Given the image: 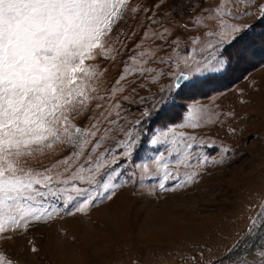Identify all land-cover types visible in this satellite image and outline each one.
<instances>
[{
    "label": "snow or ice",
    "instance_id": "obj_1",
    "mask_svg": "<svg viewBox=\"0 0 264 264\" xmlns=\"http://www.w3.org/2000/svg\"><path fill=\"white\" fill-rule=\"evenodd\" d=\"M165 2L133 7L129 0H0V239L57 215H86L129 182L151 179L153 193L178 191L195 184L209 165L230 158L234 150L229 145L197 131L205 125L222 126L223 121L219 115L209 116L208 106L192 93L258 56L264 58V0H221L215 15L195 17V28L205 19L216 21L206 40L176 36L177 27L192 30L187 23L164 26L167 16L160 10ZM205 3H191L188 14ZM140 12L147 21L140 25L144 37L162 42L154 51L185 40L189 50L177 51L175 57L148 54L137 51L142 38L108 94L97 97L93 88L90 96L86 89L95 68L85 60L95 54L112 60L121 55L126 45L119 39V26ZM117 43L121 47L111 46ZM176 57L189 70L167 73L171 82L158 93L140 96L133 88L131 95H119L128 76L137 73L145 80L140 87H146L165 75L147 65L175 64ZM96 98L101 102L91 109L89 101ZM134 112L138 117L130 119ZM78 116L85 117L84 126L75 123ZM109 139L114 144L106 147ZM58 145L71 151L48 167L29 166V158L45 150L55 153ZM141 151L153 154L138 163ZM224 259L264 264V206ZM0 264L14 262L0 253Z\"/></svg>",
    "mask_w": 264,
    "mask_h": 264
},
{
    "label": "rangeland",
    "instance_id": "obj_2",
    "mask_svg": "<svg viewBox=\"0 0 264 264\" xmlns=\"http://www.w3.org/2000/svg\"><path fill=\"white\" fill-rule=\"evenodd\" d=\"M129 2L133 7L138 4L150 7L159 0ZM195 2L166 0L160 10L167 16L163 23L164 26L187 23L192 30L185 32L177 27L174 30L176 36H201L206 40L207 30L216 27V21L205 19L203 25L207 27L195 28V17H206L209 13L215 15L213 9L221 0H206L189 15L190 4ZM202 8H207L208 13H202ZM143 17L144 13L140 12L134 19L129 16L126 23L120 24L123 34L119 39L126 47L116 59L95 54L94 59L85 60L86 65L95 68V75L90 78L86 89L90 96L93 88L97 90V97L108 94L119 79L124 62L132 54L130 50L142 38L143 43L137 51L148 54L162 43L144 37L145 29L140 25L147 21ZM188 44L189 41H181L179 45L155 50L154 54L175 57L177 51L187 52ZM111 46L121 47L119 43ZM196 55L199 59V54ZM147 66L158 71L162 69L165 75L142 88L140 85L145 80L133 73L122 82L125 92L120 96L131 95L133 88L140 96L158 93L171 82L167 73L189 70L179 57H176L175 64ZM189 66L195 67L191 60ZM192 98L207 105L208 115L213 119L219 115L223 121L222 126L219 123L205 125L197 131L223 141L234 150L226 163L209 165L195 184L175 192L153 193L154 180L151 179L143 183L129 182L111 201H105L86 215H57L48 222L32 223L27 231L5 233L11 238L0 239V253L14 264H193L192 257L196 258V264H217L218 261L230 264L219 257L227 254L228 248L244 235L250 219L264 206V58L258 56L233 74L207 83L193 92ZM100 102L98 98L90 99L89 107L95 109ZM228 112H234L235 116L223 115ZM136 117L138 112L129 118ZM75 123L84 126L87 121L84 116H78ZM229 128L236 129L235 133H230ZM113 144L114 139H109L105 146ZM70 151V148L62 149L58 145L55 153L45 150L44 154L29 158L28 163L33 168L42 169L67 156ZM152 154L151 151H141L137 162ZM33 248L36 251H32Z\"/></svg>",
    "mask_w": 264,
    "mask_h": 264
},
{
    "label": "water",
    "instance_id": "obj_3",
    "mask_svg": "<svg viewBox=\"0 0 264 264\" xmlns=\"http://www.w3.org/2000/svg\"><path fill=\"white\" fill-rule=\"evenodd\" d=\"M227 255H228V253L225 255H222L221 257H219V259L225 258Z\"/></svg>",
    "mask_w": 264,
    "mask_h": 264
},
{
    "label": "bare ground",
    "instance_id": "obj_4",
    "mask_svg": "<svg viewBox=\"0 0 264 264\" xmlns=\"http://www.w3.org/2000/svg\"><path fill=\"white\" fill-rule=\"evenodd\" d=\"M223 259V258H222Z\"/></svg>",
    "mask_w": 264,
    "mask_h": 264
}]
</instances>
